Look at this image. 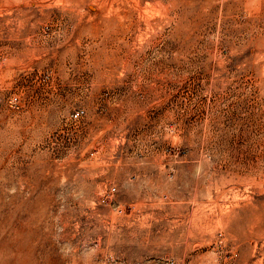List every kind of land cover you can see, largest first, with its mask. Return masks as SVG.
<instances>
[{
	"label": "rangeland",
	"instance_id": "1",
	"mask_svg": "<svg viewBox=\"0 0 264 264\" xmlns=\"http://www.w3.org/2000/svg\"><path fill=\"white\" fill-rule=\"evenodd\" d=\"M0 206L7 264H264V0H0Z\"/></svg>",
	"mask_w": 264,
	"mask_h": 264
},
{
	"label": "bare ground",
	"instance_id": "2",
	"mask_svg": "<svg viewBox=\"0 0 264 264\" xmlns=\"http://www.w3.org/2000/svg\"><path fill=\"white\" fill-rule=\"evenodd\" d=\"M13 219L14 217H12L11 213L3 215V208L0 206V253L9 255L11 252H14L15 258L21 259L25 262L27 258L32 255L31 252H23L22 245H17L15 243V233H8V229H10ZM0 264H7V261L0 260Z\"/></svg>",
	"mask_w": 264,
	"mask_h": 264
}]
</instances>
